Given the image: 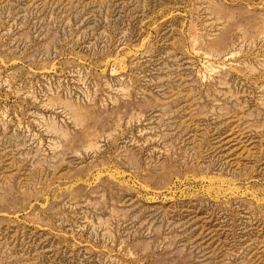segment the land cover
I'll return each mask as SVG.
<instances>
[{
  "label": "rangeland",
  "instance_id": "rangeland-1",
  "mask_svg": "<svg viewBox=\"0 0 264 264\" xmlns=\"http://www.w3.org/2000/svg\"><path fill=\"white\" fill-rule=\"evenodd\" d=\"M0 264H264V0H0Z\"/></svg>",
  "mask_w": 264,
  "mask_h": 264
}]
</instances>
